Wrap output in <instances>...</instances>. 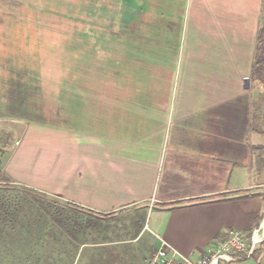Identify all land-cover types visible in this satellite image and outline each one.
<instances>
[{
    "label": "crops",
    "instance_id": "1",
    "mask_svg": "<svg viewBox=\"0 0 264 264\" xmlns=\"http://www.w3.org/2000/svg\"><path fill=\"white\" fill-rule=\"evenodd\" d=\"M263 10L264 0H118L112 33L81 51L77 82L65 45L57 84L40 1L0 0V183L100 218L138 213L134 231L112 229L132 234L110 241L129 245L121 264H144L161 243L197 258L229 230L250 231L264 215V88L251 78ZM1 138L15 140L10 150ZM156 205L158 221H142ZM55 225L57 253L41 264H73L70 229ZM98 235L80 246H103Z\"/></svg>",
    "mask_w": 264,
    "mask_h": 264
},
{
    "label": "rangeland",
    "instance_id": "2",
    "mask_svg": "<svg viewBox=\"0 0 264 264\" xmlns=\"http://www.w3.org/2000/svg\"><path fill=\"white\" fill-rule=\"evenodd\" d=\"M39 1L41 7L40 23L41 26L42 24L46 26L41 27V34L45 33L49 36L50 41H52L50 45L52 48L55 45L54 52L50 49L48 53L50 62L49 82L55 81L57 84L58 82H64V48L69 42L71 43L72 78L73 82H77L80 77L81 51L86 49L88 51L95 50L96 36L112 33L111 26L109 27L107 24L111 21V10L117 5L118 0ZM25 11L29 10L25 8ZM42 46L43 43H41ZM1 141L6 144L7 150H10L15 140L1 138ZM4 178L6 176L2 175L0 171V179ZM143 212L144 219L142 221L150 224L153 220L158 221L157 217L160 215L161 207L160 205L146 207ZM128 214V212L116 213L110 218H104V221L99 216H89L76 209H69L64 204L54 203L44 196L22 191L9 182L0 183V264H41L43 260L51 261L57 252L50 250V243L52 239L57 241L61 237V235L52 233L55 230L53 226L55 224L61 227L64 225L73 228L103 229L101 230L103 234L102 241L105 244L91 248L79 245L72 254L73 264H85L90 255L96 260L94 264H121L120 256L129 245L118 242L111 243L110 241L131 239L132 234L130 232L118 229L112 230L115 228L124 229V225L127 224L132 228L131 231H134L141 219L138 213L136 214L138 216H135L136 218L120 219ZM189 231L194 233L191 229ZM145 234L151 236L147 231ZM40 238L42 240L40 243H43V245L40 244L43 250H39L38 254H42L41 257L36 256L37 252L33 250V247L38 249L39 244L36 241ZM138 241L145 248L149 246L144 235H141ZM245 241L248 242V238H245ZM262 244L264 249V242ZM212 245H214L213 240H210L209 246ZM71 251L68 252L71 253ZM252 259H254V256ZM252 259L246 260L244 264H254ZM262 259H264V255ZM260 261L264 262V260ZM129 263L143 264V261Z\"/></svg>",
    "mask_w": 264,
    "mask_h": 264
},
{
    "label": "built area",
    "instance_id": "3",
    "mask_svg": "<svg viewBox=\"0 0 264 264\" xmlns=\"http://www.w3.org/2000/svg\"><path fill=\"white\" fill-rule=\"evenodd\" d=\"M263 242L264 218L248 232L229 230L223 241L209 246L197 258L182 255L161 243L149 253L145 264H244L252 259ZM252 260L254 264H264L263 261Z\"/></svg>",
    "mask_w": 264,
    "mask_h": 264
},
{
    "label": "trees",
    "instance_id": "4",
    "mask_svg": "<svg viewBox=\"0 0 264 264\" xmlns=\"http://www.w3.org/2000/svg\"><path fill=\"white\" fill-rule=\"evenodd\" d=\"M264 11V10H263ZM251 78L252 79H257L264 88V12L262 14L261 17V22H260V26L257 32V41H256V46H255V55H254V60H253V64H252V68H251ZM28 192L35 194L37 196H43L42 194L34 191V190H30V189H26ZM45 197V196H44ZM56 203V202H54ZM65 206H67L69 209H76L79 212H82L83 214L86 215H92V216H96L94 213L90 212L89 210H85L84 208H81L75 204H69V203H65ZM103 218V220L105 221L104 218H109L110 216H101ZM55 227V225H53ZM63 227H65L63 225ZM66 230L68 231V229H70V237H71V258H73V253L75 248H77L79 245L81 244H86V243H98L100 241H96L99 239V235L98 232L101 231V229H94V228H87V227H79V228H73V227H65ZM103 230V229H102ZM98 231V232H97ZM89 237H91V239H89ZM102 242V241H101ZM263 245V244H262ZM260 245L259 248L256 250L255 254H254V259L259 261L260 260H264L263 255H264V249L263 246ZM74 260V259H72ZM262 262V261H261Z\"/></svg>",
    "mask_w": 264,
    "mask_h": 264
}]
</instances>
